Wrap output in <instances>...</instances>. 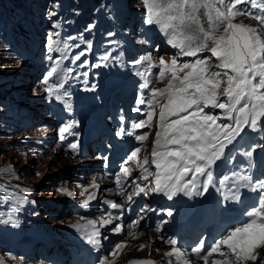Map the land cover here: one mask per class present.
<instances>
[{"label":"snow or ice","instance_id":"6c2138e0","mask_svg":"<svg viewBox=\"0 0 264 264\" xmlns=\"http://www.w3.org/2000/svg\"><path fill=\"white\" fill-rule=\"evenodd\" d=\"M142 4L144 22L158 26L167 37V43L178 50V56L192 59L181 63L175 57L170 61L160 58L154 63L149 54L131 61L133 67L143 69L136 71V75L143 78L139 87L148 92L147 98L142 92L136 103L145 105L148 110L144 112L145 119L132 122L130 130L121 128L117 133L121 138L134 137L141 147H135L127 155L120 173L115 176L116 190L129 202L134 197L153 194L169 200L178 193L203 196L210 186H214L212 170L218 161L225 160V150L246 129L257 132L264 128V14L240 7L249 5L262 9L264 0H142ZM241 16L256 21L257 26L235 23L236 18ZM54 27L58 25L54 23ZM47 41L48 53L60 51L58 47H53L57 43L53 34L47 36ZM68 47L64 45L65 50ZM90 48L89 43L88 48L74 56L73 62L80 61ZM205 52L210 55L202 56ZM65 58L63 54L58 57L46 56L52 66L43 76L42 84L47 96L64 101L71 111L68 103L70 93L60 78V65ZM102 59L107 61L109 56L105 55ZM87 63L83 61L80 66L86 67ZM153 68L159 71L155 80H150ZM67 71L71 74L74 70ZM83 75L87 77L88 73ZM165 81L163 88L154 86ZM133 111L139 113L142 109L137 107ZM154 121L157 130L151 152L141 158L139 153L148 134L137 135L136 130L151 128ZM77 126L75 121L64 123L59 128L60 138L63 140L66 135H78L72 131ZM69 148L76 152L78 140L70 143ZM258 148H264V144L251 145L241 153L248 158L249 167ZM233 160L229 158L228 162ZM130 165H135V169ZM134 170L139 171L136 177L132 175ZM201 177L204 178L202 183ZM229 180H232L231 187L222 192L224 201H239L240 189L247 188L258 194L257 205L245 211L244 215L250 219L228 230L207 251L203 241L191 249V253L204 264H248L249 261L254 264L259 258L258 250L264 249V178L254 180L246 172L233 173L232 177L222 176L219 183L224 186ZM217 191L221 189L217 188ZM93 199L95 196L90 195L84 203ZM107 203L112 209L122 207L115 202ZM145 211L154 210L141 207L140 212ZM167 215L172 216V211L169 210ZM113 219L109 214L99 221H89L91 231L86 235L88 243L99 247L100 228L112 225ZM115 219H122V214ZM140 219L133 221V224L138 225ZM156 230L159 231V227ZM112 231L121 233L123 225L115 224ZM167 243L172 245V250L165 256L175 257L176 264H192L187 258L188 253L176 247L175 239H169ZM124 247V243H117L109 256L100 258L97 264H114L109 257H117ZM144 247L141 245V250ZM214 254L219 259L210 260ZM134 264L153 262L138 261ZM168 264H173L172 259Z\"/></svg>","mask_w":264,"mask_h":264},{"label":"rangeland","instance_id":"374dc122","mask_svg":"<svg viewBox=\"0 0 264 264\" xmlns=\"http://www.w3.org/2000/svg\"><path fill=\"white\" fill-rule=\"evenodd\" d=\"M51 1L59 3L61 7L71 4L72 8L80 11V0ZM91 1L93 3L91 13H94L98 7L101 8L98 16L94 18L96 21L101 18L104 12V0ZM124 1L127 4V10L135 12L133 14L139 18L134 23L130 19L127 23H122L120 15L118 21L113 22L112 29L115 32H122L124 39L122 42L126 43L122 44L120 50L118 48L121 43L114 44L115 39L109 35L111 30H107L103 35L91 34L92 37L98 38L97 44L103 45L102 49L105 50L102 53L100 49H95L92 54V39L82 37H79L73 44L69 43L68 38L62 40L58 45L60 51L54 54L48 53L46 37L53 32L48 29L50 18L47 14L54 8L48 2L41 11L38 10L36 4L34 7L32 6L36 13L34 15L43 17L45 20L41 26L31 24L35 26L34 35L40 38L36 47L28 38H26L28 43L23 41L24 47L35 48V50H31L33 56L11 54L7 48L0 46V191L4 193L2 194L3 198L0 196V264H63L65 259L62 258L57 263L51 254L58 256L59 252L54 247L61 245L65 238H70L72 229L78 225L79 218L75 213V208L85 204L84 202L90 195H94L95 199L87 205L95 203L96 196H100L95 193V190L100 187V182L92 173L93 170L89 169V161L93 157H85V155L77 154V151L73 152L68 149L66 140L74 142V139H67L69 135H66V138L62 140L59 128L64 123L77 122L78 126L74 128V132L78 134L75 135V141H77L84 129H89L94 125L96 112L93 110L92 102L99 103L103 107L112 105L111 100H116L121 104L123 101L134 104L142 92L147 98V90H142L139 87L143 78L136 75V71L143 69L139 66L133 67L132 60L143 58L149 54L154 63L158 62L160 58L170 61L175 57L181 63L192 59L178 56V50L167 43V37L158 26L151 25L152 32L142 34L139 27V24L145 20L142 0ZM38 2L43 1L38 0ZM240 7L257 14H264V8L255 9L249 5ZM23 11L27 10L23 8ZM10 12L11 10L8 9L3 10L0 5V27L4 34L8 31L4 23ZM83 15L84 13L79 14L78 17ZM234 22L257 26L256 21L245 16L236 18ZM68 34L69 38L73 37L72 32L69 31ZM6 35L13 43L11 35L7 33ZM63 42L69 43L67 50L64 49V45L67 43ZM89 43L91 48L86 54L81 56L80 61L73 62L74 56L88 48ZM76 45L79 46L76 47ZM49 54L54 57L61 54L66 56L63 60L64 70L63 66H60L65 89L70 93L68 103L71 105V111L67 109L64 101H57L47 96L43 90L42 78L52 66L51 62L46 59ZM105 55L109 56L107 61L102 59ZM201 55L208 56L210 54L205 52ZM83 61L88 62L87 71H85V67L80 66ZM68 69L74 71L68 74ZM158 71V68H153L149 79L155 80ZM85 72L88 73L87 77L83 75ZM165 84L166 81L155 83L154 86L163 88ZM86 86L94 91V95L85 93ZM11 90L20 91V95L18 97L11 96ZM82 94H86V97H83ZM93 97L95 100L91 102L87 100ZM15 109H28L31 112L29 111L27 116H21V114L15 113ZM208 111L218 110L209 109ZM158 113L159 108H157ZM156 130L154 121L153 127L148 130L146 155L151 152ZM247 132L253 145L260 144L256 139V136L259 138L260 131L252 132L248 129ZM238 139L239 137L233 145L225 150L227 160L232 152L237 153L239 147L237 142H240ZM146 155L141 154L140 157ZM257 157L256 155V158L251 160L250 167L248 160L247 166L255 170L256 173H264V165ZM61 189L66 191H61ZM12 206H16L19 216L11 208ZM91 218L85 219L88 221ZM85 225H81V227ZM151 239L138 242L135 248L134 246L128 248L116 264H130L134 259L139 258L156 264L159 260L164 261L163 248L159 246L155 248L154 242L151 243L154 240ZM145 242L151 249L155 248L153 252L160 250L157 253L161 257L157 259L146 257L151 256L150 250L144 254L146 258L142 256L127 257L134 251H142L139 249ZM258 251L259 258L254 264H264V249ZM165 253H167V249ZM248 264H253V262L249 261Z\"/></svg>","mask_w":264,"mask_h":264},{"label":"trees","instance_id":"16d2710c","mask_svg":"<svg viewBox=\"0 0 264 264\" xmlns=\"http://www.w3.org/2000/svg\"><path fill=\"white\" fill-rule=\"evenodd\" d=\"M42 1L43 2H38V0L36 2L34 0H0L1 2L0 5L3 10H7V9L11 10L10 14L7 16V21H5L4 23V26L7 27V30H8L6 31V33L11 35V37L14 40L13 42L18 43V47L20 51H22L25 54H30V50H26L23 47L22 40L19 38V36L25 35L29 38L32 36V33H33V29L31 28L32 26L28 25L27 22L29 24L36 22L37 17L34 15L36 13H35V10L32 8V6L34 7L35 4L37 6L39 5L44 6L47 0H42ZM110 1L111 3H108L105 6L107 13H105L104 15L103 22L101 25V30H103L107 26L110 27L111 18H117L118 12H117L116 6L120 7L124 5L122 0H110ZM81 2L86 4L82 8V11H86V9L90 7L89 5H87L88 0H80V3ZM114 2H117L115 6H113ZM50 5H53L54 8L51 9V12L48 16L51 18L53 16L51 15V13L53 12L55 13L54 16L56 18H59L60 15H63V22H64L63 27L64 28L67 27L68 22L75 24V25H77L76 22L83 21V20H85L86 22L90 21L91 24H94V25L97 23L93 21L94 15H91L89 12L85 14L84 16L77 18L79 14L84 13V12H81V11L78 12V9L72 8L71 4H66L62 6V9H63L62 14L60 12L61 6H59V3L50 2ZM23 8L26 9L27 11H23ZM78 26L80 27L82 32L86 30L84 25L78 24ZM6 33L4 34V31H2L0 27V46L7 48L8 52H10L11 54H14L12 52L13 51L12 43H10L9 41H6L4 38Z\"/></svg>","mask_w":264,"mask_h":264},{"label":"bare ground","instance_id":"6f19581e","mask_svg":"<svg viewBox=\"0 0 264 264\" xmlns=\"http://www.w3.org/2000/svg\"><path fill=\"white\" fill-rule=\"evenodd\" d=\"M103 46V45H102ZM105 50V49H104ZM103 50V51H104ZM102 191V190H101ZM92 218H95L96 219V221H99L101 218L98 216V215H93L92 216ZM87 227H90V225H85V226H83V227H81L82 228V230H84L85 228H87ZM135 232H138V236L136 237V238H133V239H129V240H127V244H126V247H124L122 250H121V252H120V254L117 256V257H115V258H112L113 260H114V264H116L117 262H118V260L120 259V257L122 256V254L125 252V251H127L128 250V248H133V246H134V248H135V246H137V243L138 242H140V241H143V240H145V239H149V238H152L154 241H152L151 243H153L154 242V245H155V248L156 247H162L163 248V250H164V256H162V257H164L165 258V260L164 261H162V260H159V261H157V263L158 264H168V261H169V259H172V261H173V264H176V262H175V257H172V258H169V257H167V256H165V251H166V249H165V247L164 246H162L161 245V237H160V235H157V234H155V232L153 231V230H150V231H144V230H142V231H137L136 229H135ZM151 239V240H152ZM144 245H145V247L142 249V251H138V252H136V251H134L133 253H131L130 255H128L127 257H144V258H146V257H150V259L153 257V258H155V259H157L158 257H161V255L159 254V253H157V252H160V250H157V251H155V252H153L154 250H155V248H153V249H151L150 247H148L149 245L145 242L144 243ZM148 249H147V248ZM139 250H141V249H139ZM147 250H150V254H151V256L149 255V256H144V254L147 252ZM260 250V249H259ZM160 255V256H159ZM125 257V256H124ZM126 257V258H127ZM189 259V258H188ZM191 262H192V260L191 259H189ZM193 264V263H192Z\"/></svg>","mask_w":264,"mask_h":264}]
</instances>
